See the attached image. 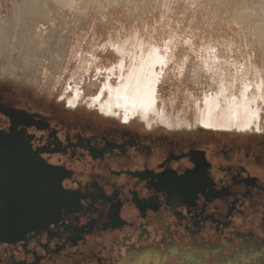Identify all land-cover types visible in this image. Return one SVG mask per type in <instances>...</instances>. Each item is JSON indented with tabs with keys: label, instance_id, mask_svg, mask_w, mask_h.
<instances>
[{
	"label": "flooded vegetation",
	"instance_id": "flooded-vegetation-1",
	"mask_svg": "<svg viewBox=\"0 0 264 264\" xmlns=\"http://www.w3.org/2000/svg\"><path fill=\"white\" fill-rule=\"evenodd\" d=\"M15 110L29 115L17 131L60 171L66 209L0 243V264H243L262 253L264 139L151 138ZM10 126L0 113V130Z\"/></svg>",
	"mask_w": 264,
	"mask_h": 264
},
{
	"label": "rangeland",
	"instance_id": "rangeland-1",
	"mask_svg": "<svg viewBox=\"0 0 264 264\" xmlns=\"http://www.w3.org/2000/svg\"><path fill=\"white\" fill-rule=\"evenodd\" d=\"M55 1L65 0H49V4L46 3L54 16L48 20H34L31 15L43 6L44 1L41 4L38 0L40 4H35L25 0H0V37L12 38L10 33L14 24L12 23L14 14L25 6L21 10L24 21L20 22L17 37L27 39L34 36L36 43H39V46L37 45L39 49L38 54L32 56L42 58L41 63L43 62L38 67L41 82L34 90L0 85V90L3 91L0 92V103L29 113L46 115L54 113L56 117L68 120L76 118L85 124H105V127L113 125L117 128H127L139 135H149L151 138L156 136L179 140L194 139L201 136L193 129L170 130L157 127L147 130V128H141L139 124L144 126V123L137 116L127 126H123L116 118H102L98 116V107L96 111L94 108H88L87 88L91 84H102L101 80L120 61L118 58H126L123 70L125 71L129 60L133 57L137 61L138 57H151L156 53L157 57H171L167 65L162 67L164 74L159 85V95L164 97L163 101L169 107V115H173L175 119L182 114L181 106L190 104L193 109L194 105L201 103V93L205 90L203 89L205 86L219 85L215 74L225 75V84L229 85L234 78L244 77L245 71L253 79L255 71L264 70L260 64V62L264 64V49L259 51L251 37L245 38L243 25L245 23L251 27L257 26L258 20L241 17L236 7L239 0H126L127 4L120 8L109 11L96 9L82 21H78L70 12L67 14L66 26L63 28L66 29L65 41L70 42L66 47L67 52L64 51V53L65 57H71L70 62L68 61L62 74L57 75L58 82H55L53 87L47 88L51 70L47 67L48 61L43 58L55 54L58 45L57 35L61 31L59 27L62 19L55 14ZM98 2L104 3L103 0ZM85 5L82 2L81 7L86 8ZM137 5L139 10L136 15ZM134 17L136 21L133 20ZM29 42H13L9 50L14 52V57H21L27 51ZM45 44L48 45L45 46ZM28 51L32 52L31 49ZM213 57H218L220 63L211 64V71H208L205 63H211L210 60ZM82 60H85L83 68L80 67ZM193 64H200L206 72V74L201 73L199 85H195L189 76L188 68ZM218 66H221L222 72H219ZM115 74L109 76L117 84L119 73L115 71ZM77 90L85 99L82 105L71 109L60 97L63 94H68L67 97L73 96ZM44 91L47 96L42 97ZM15 95L22 96L25 100H14ZM27 101L43 104L48 109L31 107ZM171 105L175 111H172ZM101 119H109L111 124L108 125ZM206 133H209L208 135L212 138L228 140L264 139V134L254 136L252 133H222L219 130L206 131ZM180 135L184 136L180 137ZM262 263L264 264V261Z\"/></svg>",
	"mask_w": 264,
	"mask_h": 264
},
{
	"label": "bare ground",
	"instance_id": "bare-ground-1",
	"mask_svg": "<svg viewBox=\"0 0 264 264\" xmlns=\"http://www.w3.org/2000/svg\"><path fill=\"white\" fill-rule=\"evenodd\" d=\"M25 1L35 4H42V1H44L43 6L31 15L34 20H48L50 17L54 16V13H51L48 8L49 0H39L40 3L38 0ZM98 1L99 0L82 1L86 4V8L81 7V0L55 1V14L62 19L59 27L61 31L57 35V51L51 57L43 58L48 61L47 67L51 70L47 88L53 87L54 83L58 82L57 75L60 76L70 62L71 57H65L64 53L68 42H70L65 41V38H67L66 29L63 28L66 26L65 21H67L68 18L67 14L70 12L78 21H82L83 18L87 19L89 13L96 9L109 11L127 4L126 0H103V4ZM239 1L236 7L241 17L243 19L254 18L258 20L259 24L257 26L251 27L245 23H243V25L245 38L248 39L251 37L256 48L261 51L264 49V0ZM46 3L48 4L46 5ZM24 7H21L14 14L12 20L14 24L10 33L12 38L9 39L5 36L2 38L0 37V85L34 90L41 82L39 74L40 69L38 67L40 66L39 64L42 65L43 62L41 63L42 58L40 59L39 57L32 56L36 53L38 54L37 50L39 49L37 48L39 43H36L34 36L33 38L28 37L27 39H19L17 37L20 22L24 21V15L21 11ZM138 10L139 7L137 5L135 7V14ZM136 17H134V21H136ZM25 20L27 21L28 19ZM29 39H31L30 42L28 41ZM17 41H21L22 43L29 42V45H27L28 49L26 48L27 51L21 57H14V52L9 50L10 47L13 46V42ZM47 45L45 44V46ZM30 49L32 52L28 51ZM259 58L261 59V57ZM118 59L120 61L115 64L116 66L112 70H109V74L101 80L102 84H91L87 88V96L89 98L86 104L89 109L94 108L95 110L96 107H98V116L102 118H116L121 120L123 124L130 123L137 116L138 119L144 123V126L139 124L141 128L147 129L161 127L162 129L170 130L193 129L199 133L219 130L222 133H252L258 136L264 134V70L255 71L256 73L253 79H251L247 71H245L246 75L244 73V77L234 78L232 84L229 85L225 84V75H216L214 73L219 85L216 87L210 86L209 84L205 86L203 88L205 90L201 93V103L194 105L193 109L190 104L181 106L180 112L182 114L176 116L174 119L173 115H169V107L163 101L164 97L159 95V85L162 82L164 74V69L162 67L167 65L171 57H157V53L151 57H138V61L133 57L129 60L128 67L125 71L123 70L125 68L126 58L121 57ZM84 61L85 60H82L80 63V67L82 68ZM210 61L211 63H205V67L208 71H211V64L220 63L218 57H213ZM260 64L264 67V64L261 62ZM95 67H97L96 63ZM218 67L219 72H222L221 66ZM115 71L119 73L117 84H115L109 76L116 75ZM188 72L195 85H199L201 73L204 72L206 74L200 64L190 65ZM0 92L3 91L0 90ZM42 94V97L47 96L45 91ZM67 95L68 94H63L60 98L65 101L71 109H76L77 106L82 105L85 99L84 96L79 94V90L75 91L73 96L67 97ZM14 100L21 101L25 99L22 96L15 95ZM27 102L31 107L48 109V107L43 104L40 105L31 101ZM170 107L172 111H175L172 105ZM191 111L193 113H191ZM243 251L244 250H242V252ZM258 258L250 259L251 261L244 262L243 264H263L264 249L262 253L259 254Z\"/></svg>",
	"mask_w": 264,
	"mask_h": 264
},
{
	"label": "water",
	"instance_id": "water-1",
	"mask_svg": "<svg viewBox=\"0 0 264 264\" xmlns=\"http://www.w3.org/2000/svg\"><path fill=\"white\" fill-rule=\"evenodd\" d=\"M11 120L0 130V243H14L55 223L66 209L61 173L32 150L29 138L13 121L23 111L0 108Z\"/></svg>",
	"mask_w": 264,
	"mask_h": 264
}]
</instances>
